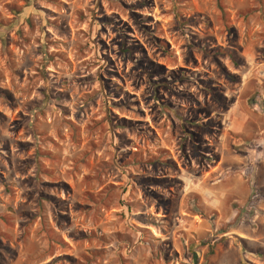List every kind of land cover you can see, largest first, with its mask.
Segmentation results:
<instances>
[{
    "label": "rangeland",
    "instance_id": "obj_1",
    "mask_svg": "<svg viewBox=\"0 0 264 264\" xmlns=\"http://www.w3.org/2000/svg\"><path fill=\"white\" fill-rule=\"evenodd\" d=\"M0 264H264V0H0Z\"/></svg>",
    "mask_w": 264,
    "mask_h": 264
}]
</instances>
